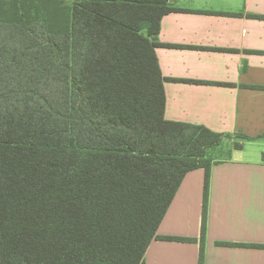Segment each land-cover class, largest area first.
<instances>
[{
    "label": "trees",
    "instance_id": "trees-1",
    "mask_svg": "<svg viewBox=\"0 0 264 264\" xmlns=\"http://www.w3.org/2000/svg\"><path fill=\"white\" fill-rule=\"evenodd\" d=\"M175 11L170 0H0V264H145L153 240L199 243L205 264L208 151L230 136L165 119L156 48ZM199 169L200 239L158 236Z\"/></svg>",
    "mask_w": 264,
    "mask_h": 264
},
{
    "label": "crops",
    "instance_id": "crops-1",
    "mask_svg": "<svg viewBox=\"0 0 264 264\" xmlns=\"http://www.w3.org/2000/svg\"><path fill=\"white\" fill-rule=\"evenodd\" d=\"M170 6L156 48L165 119L230 136L211 156L222 158L213 159L205 264H264V0ZM204 182L203 169L186 175L158 236L200 239ZM199 253V243L153 240L145 264H199Z\"/></svg>",
    "mask_w": 264,
    "mask_h": 264
},
{
    "label": "rangeland",
    "instance_id": "rangeland-1",
    "mask_svg": "<svg viewBox=\"0 0 264 264\" xmlns=\"http://www.w3.org/2000/svg\"><path fill=\"white\" fill-rule=\"evenodd\" d=\"M208 153H209V156H210V155H211V156H212V155L214 156V155L217 154L216 150H213V149H212V150H209ZM211 158H212V159H216V158L219 159V158H222V157H211Z\"/></svg>",
    "mask_w": 264,
    "mask_h": 264
}]
</instances>
